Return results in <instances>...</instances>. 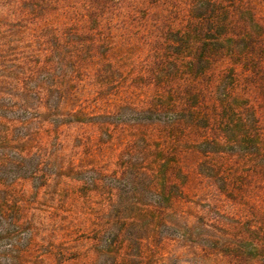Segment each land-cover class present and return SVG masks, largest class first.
Returning a JSON list of instances; mask_svg holds the SVG:
<instances>
[{"label":"trees","instance_id":"trees-1","mask_svg":"<svg viewBox=\"0 0 264 264\" xmlns=\"http://www.w3.org/2000/svg\"><path fill=\"white\" fill-rule=\"evenodd\" d=\"M0 264H264V0H0Z\"/></svg>","mask_w":264,"mask_h":264}]
</instances>
